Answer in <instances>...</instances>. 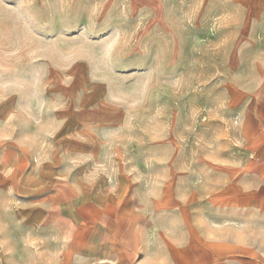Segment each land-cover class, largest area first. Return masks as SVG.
Segmentation results:
<instances>
[{
	"label": "rangeland",
	"instance_id": "1",
	"mask_svg": "<svg viewBox=\"0 0 264 264\" xmlns=\"http://www.w3.org/2000/svg\"><path fill=\"white\" fill-rule=\"evenodd\" d=\"M238 10L232 0H8L0 7V81L15 108L0 132L22 133L42 153L99 128L105 172L115 144L140 205L185 208L165 215L164 230L185 246L191 192L170 179L191 174L198 148L201 158L208 147L230 154L237 133L224 130L231 110L221 79L225 46L237 36L226 21ZM12 222L9 210L0 213V235L9 237L0 252H10L0 264H31V252L17 253ZM57 249L41 247L40 258L54 260ZM163 251L168 264H191L175 262L174 247Z\"/></svg>",
	"mask_w": 264,
	"mask_h": 264
},
{
	"label": "crops",
	"instance_id": "2",
	"mask_svg": "<svg viewBox=\"0 0 264 264\" xmlns=\"http://www.w3.org/2000/svg\"><path fill=\"white\" fill-rule=\"evenodd\" d=\"M232 1L239 10L226 22L236 24L237 36L225 46L221 79L231 116L222 123L237 135L227 156L208 147L201 158L198 148L191 174L170 179L191 192L186 253L181 239L164 232L165 215L185 208L140 205L134 173L122 170L117 145L113 168L105 172L103 146L93 136L100 129L87 128L80 143L54 141L42 153L22 133L0 132V213L13 215L18 254L31 252V264H168L163 250L171 246L175 262L264 264V0ZM3 5L8 0H0ZM3 84L0 107L7 111L0 119L15 108ZM7 238L0 235L1 247ZM45 246L58 248L54 260L40 258Z\"/></svg>",
	"mask_w": 264,
	"mask_h": 264
}]
</instances>
